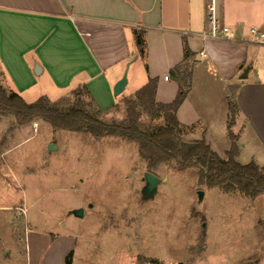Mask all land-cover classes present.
<instances>
[{
	"label": "crops",
	"instance_id": "0c3cea01",
	"mask_svg": "<svg viewBox=\"0 0 264 264\" xmlns=\"http://www.w3.org/2000/svg\"><path fill=\"white\" fill-rule=\"evenodd\" d=\"M213 21L236 36L211 37ZM252 26L264 29V0H0V69L19 94L48 72L63 89L59 97L85 87L97 108L107 111L125 96L113 90L137 59L147 63V82L158 78L156 101L162 103L178 93L171 72L180 66L189 80L177 113L187 128L184 138L205 139L225 156L231 131L236 160L255 162L264 172V46L249 42ZM135 29L145 31L144 57ZM230 103L236 112L229 129ZM24 202L2 207L13 211L6 219L14 232L23 231L25 249L0 236V264H66L70 253L72 264H111V249L94 245L67 221L53 233L33 227Z\"/></svg>",
	"mask_w": 264,
	"mask_h": 264
},
{
	"label": "rangeland",
	"instance_id": "374dc122",
	"mask_svg": "<svg viewBox=\"0 0 264 264\" xmlns=\"http://www.w3.org/2000/svg\"><path fill=\"white\" fill-rule=\"evenodd\" d=\"M127 70L125 96L100 114L106 122H125L126 99L147 82L143 58ZM0 80L12 91L1 69ZM62 93L46 72L20 95L27 102L47 96L63 108L76 103V91L59 97ZM80 98L89 111L97 110L85 92ZM140 110L145 129L163 123L162 115ZM50 144L55 148L49 150ZM147 171L134 143L54 130L43 119L20 126L14 117L0 115L1 241L14 239L24 251L23 231L14 232L6 219L13 211L2 208L24 200L33 227L53 233L68 222L94 245L111 249V264H264V194L252 197L238 189L208 187L199 183L198 169L178 170L171 163L153 172L162 182L155 197L143 201ZM199 191L204 193L201 201ZM75 208L85 211L82 218L71 213Z\"/></svg>",
	"mask_w": 264,
	"mask_h": 264
},
{
	"label": "trees",
	"instance_id": "16d2710c",
	"mask_svg": "<svg viewBox=\"0 0 264 264\" xmlns=\"http://www.w3.org/2000/svg\"><path fill=\"white\" fill-rule=\"evenodd\" d=\"M134 35L137 51L144 57L145 31L135 29ZM190 55L189 48L185 46V58ZM181 68L179 66L171 72L180 84L178 93L171 102L156 101L158 78H149L134 97L126 99L125 122L102 120L100 118L102 110L99 108L95 112L89 111L80 98V94L85 92L91 99L85 87L76 90L78 97L76 103L63 108L47 96H41L34 102H27L19 93L8 91L1 80L0 115L14 117L20 126L36 119H43L54 130L84 132L98 139L117 137L137 145L139 154L146 161L150 172H155L161 165L172 163L178 170L198 169L199 183L202 185L223 187L227 190L238 189L252 197L264 194V172L255 162L241 164L236 160L238 146L231 132L229 136L232 144L225 156L217 153L205 139L189 141L183 137L187 128L181 124L177 113L187 97L189 83ZM142 107L149 109L151 113L162 115L163 123L145 129L141 123ZM230 108L232 119L228 124L229 129L236 112L235 106L231 103ZM66 264H72V253L67 256Z\"/></svg>",
	"mask_w": 264,
	"mask_h": 264
},
{
	"label": "water",
	"instance_id": "95a60500",
	"mask_svg": "<svg viewBox=\"0 0 264 264\" xmlns=\"http://www.w3.org/2000/svg\"><path fill=\"white\" fill-rule=\"evenodd\" d=\"M37 67L38 68L35 69V72L38 73L40 68H39V66H37ZM127 72H128V70L126 69L123 77L115 85L114 90H113L115 96L123 94V92L125 90V86H126L127 81H128ZM53 148H55V146L50 144L49 150H52ZM144 180H145V186L142 189V200L147 201V200L154 198L155 195L157 194L158 186L161 184L162 178L159 177L158 175L154 174L153 172L147 171L144 173ZM203 194H204L203 191H199L198 196H199L200 201L203 198ZM71 213L73 215H75L76 217L81 218L84 215V210L82 208H75L71 211Z\"/></svg>",
	"mask_w": 264,
	"mask_h": 264
},
{
	"label": "built area",
	"instance_id": "2783aa9c",
	"mask_svg": "<svg viewBox=\"0 0 264 264\" xmlns=\"http://www.w3.org/2000/svg\"><path fill=\"white\" fill-rule=\"evenodd\" d=\"M208 34L213 38L232 39L236 36V31L229 26H219L213 21L212 28ZM248 40L255 45L264 46V29L252 26L249 29ZM165 78H168V76Z\"/></svg>",
	"mask_w": 264,
	"mask_h": 264
}]
</instances>
